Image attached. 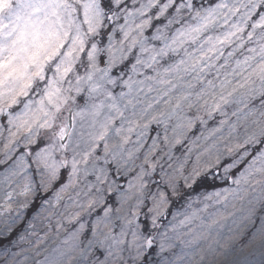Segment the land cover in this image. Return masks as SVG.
Returning a JSON list of instances; mask_svg holds the SVG:
<instances>
[{
	"label": "clouds",
	"instance_id": "obj_1",
	"mask_svg": "<svg viewBox=\"0 0 264 264\" xmlns=\"http://www.w3.org/2000/svg\"><path fill=\"white\" fill-rule=\"evenodd\" d=\"M0 264H264V0H0Z\"/></svg>",
	"mask_w": 264,
	"mask_h": 264
}]
</instances>
